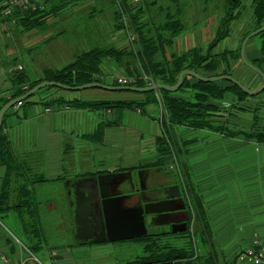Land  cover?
I'll list each match as a JSON object with an SVG mask.
<instances>
[{
	"label": "crops",
	"instance_id": "obj_1",
	"mask_svg": "<svg viewBox=\"0 0 264 264\" xmlns=\"http://www.w3.org/2000/svg\"><path fill=\"white\" fill-rule=\"evenodd\" d=\"M3 4L0 3V7ZM51 24L54 26L49 30L55 31L58 26L53 22ZM49 32H38V39L32 41V31H24L22 27L6 20L0 12V107L17 92L13 81L16 71L26 72L29 76L37 73L35 62L31 59L32 48L45 47L43 55L48 62L40 64L42 78L45 70L60 69L59 65L63 68L65 59L71 60L72 49L68 46L71 42L63 38L49 40ZM182 37L183 35L175 41V48ZM259 57L260 55L256 56ZM104 60L101 76L103 84L114 86L111 82H117V77L131 76L137 82L142 81L143 76H147L140 65H137L135 70L140 75H131L115 60L109 58ZM190 81L194 82L195 79L191 77ZM103 93L93 88L81 91L49 90L41 97L37 95L28 102L10 109L5 117L2 134L9 140L13 161L17 162V166L10 174L7 167L0 164V199L4 194H8V197L0 202V217L22 235V241L27 242L29 253L22 260L25 264L38 262V258L35 259L32 255L34 251L45 255L39 242L44 236L40 202L48 201L49 211H57L61 205L65 207V216L71 220L68 226L69 236L76 242V232L71 218L72 209L68 202L71 198L68 186L74 180L89 179L103 174H114L123 182L121 192L131 196L126 200L130 205L135 204L146 190L175 184L180 186L182 182L184 186V190H181L182 198L176 199L173 203V207L177 208L172 213L176 221L173 224L171 222L162 224L171 229L172 226L175 229H183L186 225L187 230L177 232H188L191 228L195 230L192 223L189 226L187 209L185 184L190 183L204 199L209 214V225L212 228L211 253L217 264H236L238 253L252 245L255 238L264 243V143L242 136L228 137L230 130L244 132V126L254 129L253 116L249 114L252 112L251 108L245 111L234 110L229 117L221 110L220 114L212 117L211 122L215 127L220 125L224 128L222 132L216 131L217 134H221L222 139L210 141L206 145L211 151V159L200 160L192 151L196 145L198 146V142L190 135L201 131L182 126L165 129L161 124L160 101H154L144 93H138V96L127 100L113 99L107 93ZM191 93V89H186L185 94L177 93V96L186 98ZM44 99L55 103L46 105L43 103ZM72 101L73 103L69 104ZM115 101L135 102L141 107L79 105L86 102ZM218 105L220 106V103ZM48 109H51V112ZM212 131L209 130L210 133ZM162 136L167 138L172 149L173 147L176 149L179 157L174 168L179 176L174 179H169L160 172L168 166L162 165L159 153L161 149L158 142ZM221 150L225 154L231 152L233 155L236 154V158H239L236 169L229 161L225 162L226 156L220 152ZM185 155H189L188 158ZM174 170L166 169L167 172ZM8 177L11 178V182L6 185L5 179ZM59 201L61 204H58ZM1 226L3 225L0 220V259L4 260L5 251L9 250L13 256L16 252L14 253L8 245L9 234ZM196 228L198 229L197 226ZM148 230L153 238H160L163 236L162 233L168 232ZM108 242L107 240L83 244L76 242L75 246L89 247ZM151 243L152 239L146 242L145 250ZM197 243L198 246H202V255L207 259L208 247L204 245L206 242L200 235ZM158 244L162 247L169 245L161 243L160 239ZM63 253L71 252L62 250L58 253L53 249L50 255L59 256ZM7 261H4V264H12Z\"/></svg>",
	"mask_w": 264,
	"mask_h": 264
},
{
	"label": "trees",
	"instance_id": "obj_2",
	"mask_svg": "<svg viewBox=\"0 0 264 264\" xmlns=\"http://www.w3.org/2000/svg\"><path fill=\"white\" fill-rule=\"evenodd\" d=\"M8 1L10 0H0V3H4L2 7H0V12L6 8ZM42 1L43 4H45V9H40L36 12H24L18 8L15 10L11 18L5 19L15 25H18L19 27H22L24 31H32L37 34L38 32H46L51 28V26H54L51 22L54 24L56 23V26L58 27L55 29V32H49L48 39L53 40L56 38H63L71 42L68 44L69 48L72 49L71 60L69 64L65 65L63 68L57 70H45L44 77L39 80L31 79V76H29L26 72L16 71L13 75V81L17 92L11 99L3 102L0 107V111L3 105L16 97L28 93L30 89L42 83L44 80L60 82L70 87L85 85L86 83L103 82L101 78L103 75L102 67L105 61L104 59L106 58L115 60L120 67L126 68L131 75H140V73L135 72L137 65H140L143 73H145L154 83H162L168 86L175 85L179 75L185 69L194 70L199 74L201 73L205 77L230 74L229 70L227 71L226 69H223V74H220L222 63L227 61L228 58L226 53L212 55L213 48L219 45L221 41L228 36V31H226V21L222 22L225 30L220 32V34L213 41V45L207 51L204 52V49L200 47L188 49L184 53L175 52L174 49H172L175 46V41L184 34L186 29L185 22L182 19L183 13L180 9L183 0H173L175 6L177 7L175 12L170 9V6L166 12H163L166 15L165 18L158 16V19L152 18L147 22L142 21L143 13L148 10L151 11L152 8H155V6L157 7L158 5L156 2L159 1H154V3L147 2L145 6L143 5V7H141V4L139 6H135L133 0H109L107 2L102 0L103 2H101L102 6H100V8L91 6L90 4L92 0ZM118 1L122 4L125 13H128V16H130L131 30H133L137 36L138 48L134 47L129 40H127L130 44L128 49H122L115 44H109L103 40L104 32L99 28L100 23L97 19L98 15H103L108 12L112 31L127 35V30L123 21V16H121ZM244 1L245 0H229L228 6L226 7L228 8L227 12L229 17L234 19L233 13L230 10L235 11L236 9H239L243 6L242 3ZM251 2L255 22L258 29L262 28L264 27V0H251ZM68 15L71 16L68 17ZM13 20H15V22H13ZM256 37L261 40L260 57L256 58L255 62H249L255 67L262 69L260 65L264 64V32L258 34ZM79 38H83V41H79ZM240 52L241 48L239 49L237 55L242 61ZM131 70H133V72H131ZM206 73L211 76H207ZM190 79L191 76H185L184 83L177 92H169L166 90H160L157 92L164 104L166 115L168 117V122L167 120L164 121L165 129L169 130L176 126H182L196 131H201V129H210L215 132H222L224 131L223 127H215L211 122L212 117H214L215 114H220L221 112L218 103L223 102L225 95L229 92L236 93L240 100L250 96L246 92L242 91L237 85L232 84L229 81L207 83L201 80L197 81L196 79L194 82H191ZM141 80L142 81H137L131 84V86L143 88L146 86V83L144 82V79L141 78ZM221 82H227L230 85L222 86L220 84ZM113 85L119 84L115 81ZM43 89L61 90L58 87H44ZM43 89L29 97L26 101L22 102L21 105L37 96L43 91ZM186 89H191L192 93L190 94V98L177 96V93L184 92ZM144 94L154 101H159L157 97H155V92H147ZM44 100L43 103L46 105L55 103L49 102L50 100ZM72 103L73 101L69 102V104ZM75 103L77 102L75 101ZM79 105L82 107H141L140 104L135 102L124 103L118 101L101 103L86 102V104L80 103ZM8 112L4 116L3 125ZM3 125L0 129V164H4L7 167L8 173L10 172L11 174V172L16 169L17 162L13 161L12 148H10L7 136L2 134ZM231 135L234 137L243 136L244 138L264 143L263 131H244L240 133L232 132ZM159 141L162 143L165 150L167 149V152L172 154V148L170 143H168L167 138L162 136ZM10 182L11 178L8 177L5 179L6 185H9ZM185 186L187 187L189 226L193 220L196 221L198 229L195 227L196 229L194 230V234L200 235L201 238L203 237V241L206 242L204 245L208 247L207 259H205L204 263L202 262L200 264H217L215 257L211 253L210 238L212 228H210L209 225V214L207 213L204 199H202V196L194 190L190 183L187 182ZM7 197L8 194H4L2 199H0V202L2 200L4 201ZM169 233L170 232H164L162 235H168ZM136 239H140L145 242L152 239L153 243L147 246V255L142 257L141 261H136L133 264H191L193 258H204L203 255H200V248L196 243H194V240L191 242V253L188 252L189 248L170 249L169 245L162 247L158 244L159 237L153 238L150 234H148L147 237Z\"/></svg>",
	"mask_w": 264,
	"mask_h": 264
},
{
	"label": "rangeland",
	"instance_id": "obj_3",
	"mask_svg": "<svg viewBox=\"0 0 264 264\" xmlns=\"http://www.w3.org/2000/svg\"><path fill=\"white\" fill-rule=\"evenodd\" d=\"M103 1L92 0L90 5L100 8V6H102L101 2ZM105 1L107 2L109 0H105ZM141 1H142L141 7H143V5L145 6L147 2L154 3V1H159L156 2L158 5L157 7L155 6V8H152L151 11L148 10L145 13H143L142 21L144 22H147L152 18L158 19V16L165 18L166 15L163 12H166V10L169 9L170 6H171L170 9H172L173 12H175L177 9L173 0H141ZM228 3L229 0H183L180 9L183 13L182 19L185 22L186 29L184 31L182 39H180V41L177 42L178 43L177 47L175 48L174 46L172 49H174L175 52H179L185 49L200 47L204 49V52L207 51L213 45V41L220 34V32L225 30V28L222 25V22L226 21V25H227L226 31H228V36L227 38L223 39L219 45L213 48L212 55L226 53V56L228 58L227 61H224V63H222L220 74H223L222 73L223 69H226L227 71L229 70L230 74L233 75L241 84H245V86H247L249 89L255 90L257 89V87L264 84L263 78L260 77L258 74L256 75L251 69L247 68L238 58L237 55L243 43V39L247 35L255 32V30L258 29V26L254 18L252 2L251 0H245L242 3L243 6L240 7L239 9H236L235 11L230 10L233 13L234 19H232L228 15L227 12L228 8H226L228 6ZM69 16L71 15H68V17ZM109 18H110L109 12L103 15L101 14L98 15L97 20L100 23L99 28L104 32L103 40L109 44H118L122 49H128L130 47V44L127 41L128 40L127 35H125L124 33L113 32L111 22H109ZM33 34H31V40L32 41L37 40L39 34L37 33H33ZM78 40L83 41V38L82 39L79 38ZM260 45H261L260 38L256 37L251 40V42L247 47L248 54L245 53L247 59H250V61L252 62L256 61V56L260 55ZM133 46L138 48L137 43ZM44 48L45 47L32 48L31 59L33 62H35L34 64L37 72L32 74L30 73L33 80L36 79L39 80L40 78H42L41 76L42 70L39 71L41 67L40 64L42 62H48L45 56L43 55ZM69 62L70 61L65 59L62 66L64 67L65 65L69 64ZM59 66H60L59 68H61V65ZM260 66L264 70V64ZM117 75H123V74L117 73ZM206 75L211 76L210 74L207 73ZM105 83H110V82H105ZM111 83L114 84L113 82ZM220 84L222 86L230 85L227 82H221ZM93 89L97 91L101 90L102 92L107 93L108 96L113 99L116 98L120 100H127L129 98L138 96L137 95L138 93L132 91L112 92L107 90L104 91V89L101 88L100 89L93 88ZM47 91L49 90L43 89V91L39 93L38 96L39 97L43 96V94ZM53 91H57V90H53ZM181 93L185 94V91ZM190 96L191 95H189V97L186 98H190ZM233 101L237 102V104L235 105ZM226 104H230L229 107H227ZM247 108L252 109V112L249 111L250 112L249 114L253 116L252 120L254 122L253 125L254 130L252 128H247L246 126H244L243 130L246 132L248 131L264 132V92H261L256 96L246 97L243 100H240V98H238L236 93L229 92L228 94L225 95L224 101L220 102V109L222 110L223 113H225L226 117H229L230 114L232 115V112L234 110L241 111V109H243L245 111L247 110ZM160 115L163 118L161 124H163L164 127L165 125L164 121L167 120L168 122V117L166 115V110L163 103L160 104ZM219 126L220 125H218V127ZM209 130L210 129H201V132H196L190 135L191 137H194V139L198 142V146L196 145V148L191 150L193 151V153H195L194 155L197 156L198 159L200 160L211 159L212 157L210 156L211 151L208 150L209 148L206 147V145L210 143V141H215L216 139L219 138L222 139L221 134H217L215 131H212V133H210ZM213 132L216 134H214ZM232 132L237 133L234 130H230L228 132V137L232 136L231 135ZM235 137H240V136H235ZM158 144H160V149H161L159 153H160V157H162V165H168L166 168L168 170L169 165L171 166V164L175 160H178L179 158L176 153V149L173 147V149L171 150L172 152L171 154L167 152V149L165 150V148L163 147L160 141L158 142ZM220 152L226 156V158L224 159L226 160L225 162L228 163L229 161L230 165H232V167L236 169L237 163L239 161V158H236L237 157L236 154L233 155L232 152L230 154L229 153L225 154L223 150H221ZM189 155H185V157L188 158ZM183 161H185L184 158ZM166 169L163 168L162 170H160L162 175L163 174L166 175V177H168L169 179L176 178V176L178 175V172H176V170H174V172H167ZM157 173H159V171ZM180 186H182V182ZM181 190H184V186L181 187ZM68 202L70 208L72 209L71 200L69 199ZM40 203L42 205L40 219H41V225L43 228L44 236L39 239L40 240L39 242L43 247L45 255L40 253L37 254L34 251L32 255H34L35 259L38 258V262L35 261L36 264H53V261L55 262L54 264H133L136 261H141L142 257L147 255L145 250L146 242L136 238H134V240H119V242H108L105 243L104 245H95L89 247L75 246L76 242L73 240V237L69 236L68 226H70L71 220L70 218H66L65 216V207L61 205V208L59 207L57 211H49L48 201L46 202L42 200ZM58 204H61V202L59 201ZM0 220L3 225L1 226L2 229H4L7 234H9L8 236L10 238V241L8 245L13 249L14 253L16 252V255L13 256L11 255L9 250L5 251L4 254L5 258L4 260L0 259V264H4V261L6 260L10 261V263L12 264H25V262L22 260L24 259V257L28 256L29 253L27 251L28 249L27 248L28 246L26 245L27 242L22 241V235L14 227H12L5 219L0 217ZM195 227H196V221H194L193 223V228ZM149 229L156 232L165 231V230L168 232L170 231L168 235H163L162 237L159 238L161 243L163 242L165 244H169L170 249L189 248L188 252H191L192 240H194V243H196L197 245L199 244L197 243V241L199 240V235L197 234L195 235L192 228L190 229L189 232H176V233L169 226L149 227ZM65 245L66 246L71 245L70 246L71 248L66 247ZM201 247L199 245L200 255L202 256ZM53 249H55L58 253H61L62 250L64 251L66 250L71 253L70 254L63 253V255L61 254L59 256L57 254L50 255ZM204 259L205 258L202 257L200 259L193 258L191 264H200L203 262ZM49 260L52 263H50ZM184 264H188V263H184Z\"/></svg>",
	"mask_w": 264,
	"mask_h": 264
},
{
	"label": "water",
	"instance_id": "obj_4",
	"mask_svg": "<svg viewBox=\"0 0 264 264\" xmlns=\"http://www.w3.org/2000/svg\"><path fill=\"white\" fill-rule=\"evenodd\" d=\"M264 32V27L255 30V32L245 37L241 47V58L245 66L256 74L258 73L264 80V71L255 67L247 59L246 47L251 39L258 34ZM185 76H191L197 81L214 83L219 81H229L237 85L242 91L250 96H256L264 91V84L255 90L249 89L245 84H241L234 76L218 75L214 77H205L201 73L185 69L180 75L175 85H165L157 83L142 87L107 85L103 83H86L80 86H67L60 82L44 80L29 90L28 93L16 97L9 101L0 111V129L4 122L5 114L18 104L29 99L44 87L61 88L68 91H81L90 88L104 89L107 91H124L135 93L157 92L166 90L169 92H177L183 85ZM123 182L117 179L114 174H103L98 177L89 179L74 180L69 186L70 199L72 204V218L74 221V231L76 232L77 244L109 241L119 242V240H134V238L147 237L149 227H159L163 222L162 218L172 214L177 208L173 207L176 199L182 198L180 186L175 184L172 186L161 187L160 189L146 190L139 198V203L132 208H126L124 201L131 196L122 194ZM187 230L186 225L183 229Z\"/></svg>",
	"mask_w": 264,
	"mask_h": 264
},
{
	"label": "built area",
	"instance_id": "obj_5",
	"mask_svg": "<svg viewBox=\"0 0 264 264\" xmlns=\"http://www.w3.org/2000/svg\"><path fill=\"white\" fill-rule=\"evenodd\" d=\"M135 6H139L142 1L141 0H133ZM119 9L121 11V16H123V21L126 27V34L129 42L133 45L137 43V36L134 33L133 30H131V22H130V16H128V13H125L122 4L118 1ZM20 9L24 12L26 11H32L36 12L40 9H45V4H43L42 0H10L8 1L6 8L2 10L1 15L4 18H11L13 13L16 9ZM15 22V20H13ZM148 85H155L154 82L148 77L143 76V78ZM119 85L122 86H129L133 83H135V79L132 77L123 78V77H117L116 78ZM157 99L162 104L163 102L160 99V95L157 94ZM20 105V104H18ZM230 104H226L227 107H229ZM48 111L51 112V109H48ZM163 118H161L162 122ZM177 165V160H175L171 166L168 167V170H174V168ZM192 221V227H193ZM237 261L236 264H264V243L263 241H260L258 238H255L253 240L252 245L248 246V248L242 250L237 255Z\"/></svg>",
	"mask_w": 264,
	"mask_h": 264
},
{
	"label": "flooded vegetation",
	"instance_id": "obj_6",
	"mask_svg": "<svg viewBox=\"0 0 264 264\" xmlns=\"http://www.w3.org/2000/svg\"><path fill=\"white\" fill-rule=\"evenodd\" d=\"M117 179H118V177H117ZM120 179H121V178H120ZM121 180H123V179H121ZM138 201H139V200H137L135 204L130 205L129 202H127V201L125 200V201H124V206H125L126 208H132L133 206H136V205L139 203ZM162 220H163V222H168V223L171 222V224L175 223V221H176V220H175V216L172 215V214L163 217ZM159 227H162V226H159Z\"/></svg>",
	"mask_w": 264,
	"mask_h": 264
}]
</instances>
